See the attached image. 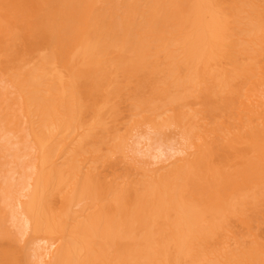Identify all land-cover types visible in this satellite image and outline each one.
<instances>
[{
    "label": "bare ground",
    "instance_id": "obj_1",
    "mask_svg": "<svg viewBox=\"0 0 264 264\" xmlns=\"http://www.w3.org/2000/svg\"><path fill=\"white\" fill-rule=\"evenodd\" d=\"M263 12L0 0V264H264Z\"/></svg>",
    "mask_w": 264,
    "mask_h": 264
},
{
    "label": "rangeland",
    "instance_id": "obj_2",
    "mask_svg": "<svg viewBox=\"0 0 264 264\" xmlns=\"http://www.w3.org/2000/svg\"><path fill=\"white\" fill-rule=\"evenodd\" d=\"M263 17H264V12L261 14ZM247 19H245V21H246ZM138 68V67H137ZM120 77V76H119ZM119 77H118V79L117 80H119ZM121 78V83H122V77H120ZM134 78V80H135V78L136 77H133ZM139 78V77H138ZM147 80H145L144 82H146ZM133 84V83H132ZM148 84V83H147ZM149 84H150V82H149ZM149 84H148V86H149ZM146 86V85H145ZM145 86L143 85L142 86V88H144L145 89ZM148 89V88H147ZM142 91H144V90H142ZM145 95H147V93H144ZM123 99V98H122ZM124 99H126V97H124ZM123 99V101H125ZM127 100V99H126ZM123 101H121V103H125V102H123ZM128 101V100H127ZM127 103V102H126ZM125 103V104H126ZM121 107V109L123 110V107L125 108V106L126 105H124L123 104V106L122 105H120ZM127 108V107H126ZM124 111H126V110H124ZM124 113H126V112H124ZM123 114V113H122ZM120 115V114H119ZM125 115V114H124ZM118 117V116H117ZM122 117H124V116H122ZM120 119H121V116H120ZM124 120H126L125 118H124ZM124 120H122V121H124ZM111 121V119H109V122ZM117 121H120V120H117ZM122 121H120V122H122ZM110 124V123H109ZM108 124V125H109ZM135 131V130H134ZM133 131V132H134ZM143 137H145V136H143ZM143 137H141V135L140 134H138L137 133V131H135L132 135H131V137H130V139L128 140V142L130 143V147H132L131 148V151L129 152V154H132L131 152H133V156L135 155V157H137L138 159L139 158H141L142 160H143V158L146 160H151L152 162H153V158H152V155H155V154H157L158 153V149L160 148H163V149H165L164 151L165 152H167V153H165V156L168 154V155H170V154H172L173 152H175L174 150H175V148H179V146L180 145H178L177 143L175 144V142H172L171 141V143H173L172 144V148H174V149H171L170 150V146H171V144H169L168 146H169V149L168 148H165V147H168L167 145L166 146H164L162 143H161V141H158V140H156V141H158L160 144H157V142H154V141H152V142H154L153 144H151L150 146H149V144L151 143L150 141H148V140H146V137L145 138H143ZM148 138V137H147ZM151 140V139H150ZM150 142V143H149ZM161 144H162V146H164V147H160L161 146ZM159 145V146H158ZM168 155H167V157H168ZM173 155V154H172ZM171 155V156H172ZM181 154L180 153H178V154H175L174 156H170V159H169V161H174L175 160V158H178L179 156H180ZM161 158H164V156L163 157H161ZM0 160H2V159H0ZM3 161V160H2ZM1 162V161H0ZM4 162V161H3ZM170 163V162H169ZM0 164H2V163H0ZM160 164V163H159ZM3 165H4V163H3ZM3 165H1V166H3ZM0 166V167H1ZM11 166V165H10ZM7 167V166H6ZM1 170H2V167H1ZM0 170V171H1ZM5 170H6V168H5ZM3 171V170H2ZM4 173L5 172H3V174L1 175V173H0V178H1V176H3L4 177V180H0V183H1V185L3 186V181H4V185H5V181H6V177H5V175H4ZM8 173V172H7ZM11 173V172H10ZM10 173H8L9 175L8 176H10L11 174ZM17 176V175H16ZM15 177H13L12 178V180L14 179ZM9 179H10V177H9ZM12 180H10V181H12ZM7 181H9L8 179H7ZM6 181V182H7ZM15 181H16V179H15ZM14 182V181H13ZM0 191H1V188H0ZM0 194L2 195L3 193L2 192H0ZM3 196V195H2ZM1 196V197H2ZM4 199H6V198H4ZM5 202V200L3 201V205L5 204V205H7L6 204V202ZM1 203H2V201H1ZM0 206H2V204L0 205ZM79 207V206H78ZM75 208H77V206L75 207ZM8 223V222H7ZM10 223V222H9ZM8 223V224H9ZM9 228H10V226H9ZM13 228V226L11 227V229ZM14 229V228H13ZM39 243V242H38ZM37 243V244H38ZM37 244H34V247H35V245H37ZM44 242L43 243H40V246H44ZM46 245V244H45ZM38 246V245H37ZM36 246V247H37Z\"/></svg>",
    "mask_w": 264,
    "mask_h": 264
}]
</instances>
